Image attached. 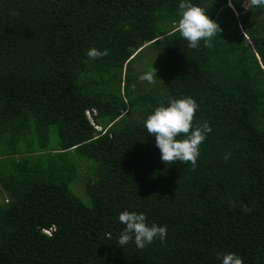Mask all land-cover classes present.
<instances>
[{"label": "trees", "instance_id": "trees-1", "mask_svg": "<svg viewBox=\"0 0 264 264\" xmlns=\"http://www.w3.org/2000/svg\"><path fill=\"white\" fill-rule=\"evenodd\" d=\"M190 2L222 29L210 48L176 31L181 0H0V264H264V8ZM184 97L212 128L194 171L162 162L144 127ZM75 156L94 167L87 203ZM125 210L166 240L118 245Z\"/></svg>", "mask_w": 264, "mask_h": 264}, {"label": "clouds", "instance_id": "clouds-1", "mask_svg": "<svg viewBox=\"0 0 264 264\" xmlns=\"http://www.w3.org/2000/svg\"><path fill=\"white\" fill-rule=\"evenodd\" d=\"M243 7L245 10L249 7L264 8V0H245ZM179 17L175 25L176 31L188 41L190 48H198L201 40L204 41L205 47H212V38L222 31L220 25L210 18L204 8L191 3L190 0H181ZM108 54L107 49L101 51L95 47L87 52V56L93 60ZM156 72L157 70L153 68L142 74L139 79L154 83ZM198 107L199 105L192 97L171 98L167 106L162 102L145 119L144 127L150 135L155 136L156 147L160 150L162 162L168 165L176 162L190 164L193 171L198 166L200 145L212 131L208 122L194 127L193 120ZM180 136H183V139H178ZM229 157L230 153L224 155L225 160ZM235 206V202L230 201V207ZM242 210L248 213L252 211V208L245 204ZM119 221L126 225L118 238L120 246L124 247L134 239L136 247L143 249L156 237H159L162 242L166 240L167 227L155 223L149 226L144 213L125 210L119 214ZM217 255L218 258L222 257V264H243L242 258L235 253H218Z\"/></svg>", "mask_w": 264, "mask_h": 264}, {"label": "rangeland", "instance_id": "rangeland-1", "mask_svg": "<svg viewBox=\"0 0 264 264\" xmlns=\"http://www.w3.org/2000/svg\"><path fill=\"white\" fill-rule=\"evenodd\" d=\"M157 52H158V49L156 46L154 45L150 46L146 51H144V53L140 57L139 59L140 63L147 64L148 66L152 65V62L155 59V55L157 54ZM138 63L139 62H137L136 64ZM75 158H76L77 165H78V171H77V176L70 184V188L76 195H78L84 202L87 203L85 187H86L87 180L93 175L94 167H93L92 162L87 161L84 158L77 157V156H75ZM0 199L5 200V197L1 190H0Z\"/></svg>", "mask_w": 264, "mask_h": 264}, {"label": "water", "instance_id": "water-1", "mask_svg": "<svg viewBox=\"0 0 264 264\" xmlns=\"http://www.w3.org/2000/svg\"><path fill=\"white\" fill-rule=\"evenodd\" d=\"M88 114H89V117H90L91 120H92V123H93V124H96L94 110H92V109L89 110V111H88Z\"/></svg>", "mask_w": 264, "mask_h": 264}, {"label": "built area", "instance_id": "built-area-1", "mask_svg": "<svg viewBox=\"0 0 264 264\" xmlns=\"http://www.w3.org/2000/svg\"><path fill=\"white\" fill-rule=\"evenodd\" d=\"M53 230V228H49V229H44V231L48 234H50V232Z\"/></svg>", "mask_w": 264, "mask_h": 264}]
</instances>
